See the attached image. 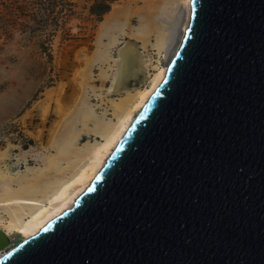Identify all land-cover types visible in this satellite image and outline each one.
Instances as JSON below:
<instances>
[{
    "label": "water",
    "instance_id": "water-1",
    "mask_svg": "<svg viewBox=\"0 0 264 264\" xmlns=\"http://www.w3.org/2000/svg\"><path fill=\"white\" fill-rule=\"evenodd\" d=\"M190 6L96 176L0 264H264V0Z\"/></svg>",
    "mask_w": 264,
    "mask_h": 264
},
{
    "label": "rangeland",
    "instance_id": "rangeland-1",
    "mask_svg": "<svg viewBox=\"0 0 264 264\" xmlns=\"http://www.w3.org/2000/svg\"><path fill=\"white\" fill-rule=\"evenodd\" d=\"M187 20L183 0H0V198L44 204L115 122L114 105L168 66ZM127 43L148 61L143 78L110 91Z\"/></svg>",
    "mask_w": 264,
    "mask_h": 264
},
{
    "label": "bare ground",
    "instance_id": "bare-ground-1",
    "mask_svg": "<svg viewBox=\"0 0 264 264\" xmlns=\"http://www.w3.org/2000/svg\"><path fill=\"white\" fill-rule=\"evenodd\" d=\"M183 3L187 8L188 25L191 14L190 0H183ZM147 62L135 44H125L118 51L117 68L114 76H112L109 90H113L117 80L121 77L127 86L130 79L143 78ZM165 72L166 67L154 66V71L145 87L129 93L125 99L114 105L115 122L107 128L105 134L102 135L101 141L91 148L86 160L79 169L69 179L54 189L45 198L44 204L40 203L36 198H23L21 193L0 198V231L9 238V246L11 245V235L17 234L22 239L28 238L36 234L40 228L61 214V212L71 208L74 199L86 189L96 176L103 166L104 160L128 128L144 102L160 84ZM21 205H26L29 209L21 211L23 210ZM1 212L6 217L2 216ZM3 252L0 251V256Z\"/></svg>",
    "mask_w": 264,
    "mask_h": 264
},
{
    "label": "trees",
    "instance_id": "trees-1",
    "mask_svg": "<svg viewBox=\"0 0 264 264\" xmlns=\"http://www.w3.org/2000/svg\"><path fill=\"white\" fill-rule=\"evenodd\" d=\"M106 7H107V6H106ZM106 7L103 8V9L101 10V13H102V14L105 13V12L107 11V10H106V9H107ZM101 13H100V14H101Z\"/></svg>",
    "mask_w": 264,
    "mask_h": 264
}]
</instances>
